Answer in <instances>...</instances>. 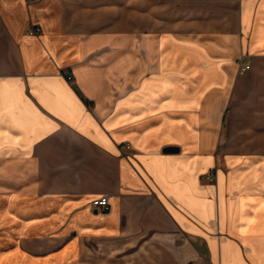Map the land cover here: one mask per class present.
I'll return each instance as SVG.
<instances>
[{
	"label": "crops",
	"instance_id": "1",
	"mask_svg": "<svg viewBox=\"0 0 264 264\" xmlns=\"http://www.w3.org/2000/svg\"><path fill=\"white\" fill-rule=\"evenodd\" d=\"M0 192V264H264V0H0Z\"/></svg>",
	"mask_w": 264,
	"mask_h": 264
},
{
	"label": "rangeland",
	"instance_id": "2",
	"mask_svg": "<svg viewBox=\"0 0 264 264\" xmlns=\"http://www.w3.org/2000/svg\"><path fill=\"white\" fill-rule=\"evenodd\" d=\"M219 165L220 162H219ZM214 180V179H213ZM211 180L212 182H214ZM8 202L7 196H3L0 192V246L2 243L5 248L10 247L13 248L17 244L18 240L24 237L23 234H21V224L19 225V220H13L12 218L10 220H2V216L5 214L6 210L3 209V205ZM24 204V203H23ZM15 205H17V201L15 202ZM41 210V209H39ZM10 217H14L13 213L17 212L16 209L10 210ZM49 210H42L41 214L47 213ZM27 215V214H26ZM21 221V220H20ZM26 234H25V243L31 244L32 246L34 244H43L44 247L48 248V242L50 239H52L54 236H57L62 233L63 230L66 228L65 220H58L57 225H53L50 223L49 220L46 221H29L26 220ZM60 239H62L60 237ZM59 239V240H60ZM65 239V238H64ZM4 241V242H2ZM66 240H61L58 243V246H61L63 243H65ZM47 245V246H45ZM57 247V246H55Z\"/></svg>",
	"mask_w": 264,
	"mask_h": 264
},
{
	"label": "built area",
	"instance_id": "3",
	"mask_svg": "<svg viewBox=\"0 0 264 264\" xmlns=\"http://www.w3.org/2000/svg\"><path fill=\"white\" fill-rule=\"evenodd\" d=\"M41 30L40 27L38 26H32L31 27V32L32 33H39ZM251 67L250 64L246 63L242 66V68L244 70H247ZM69 79H72V76H69ZM208 178L210 180L214 179V174L213 172H211L210 174H208ZM93 206H95L97 209L102 210V211H107L110 209V200H109V196L107 194L101 195L95 199H93L92 201Z\"/></svg>",
	"mask_w": 264,
	"mask_h": 264
}]
</instances>
